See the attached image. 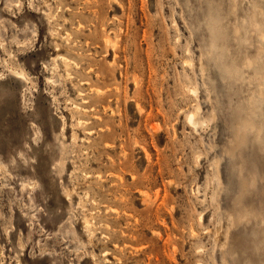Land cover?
<instances>
[{"label":"rangeland","instance_id":"obj_1","mask_svg":"<svg viewBox=\"0 0 264 264\" xmlns=\"http://www.w3.org/2000/svg\"><path fill=\"white\" fill-rule=\"evenodd\" d=\"M263 42L264 0H0V264H264Z\"/></svg>","mask_w":264,"mask_h":264},{"label":"bare ground","instance_id":"obj_2","mask_svg":"<svg viewBox=\"0 0 264 264\" xmlns=\"http://www.w3.org/2000/svg\"><path fill=\"white\" fill-rule=\"evenodd\" d=\"M259 31V30H258ZM260 32V31H259ZM260 38V37H259ZM264 43V42H263ZM213 45V44H212ZM210 46V48H212L213 46ZM115 46V45H114ZM211 52V51H210ZM210 54V53H209ZM259 60V59H258ZM261 60V59H260ZM259 62V61H258ZM245 63V62H244ZM243 63V64H244ZM254 64H255V61H251V60H249L248 61V66H250V65H252V66H254ZM257 64H259V63H257ZM247 66V65H246ZM252 69V68H251ZM256 69V68H255ZM257 69H259V68H257ZM252 71V70H251ZM255 72H257V71H255ZM262 72L259 70V73H257V74H255V76H257V79H258V81H259V84H258V92H257V96H262L264 93H263V86H264V76L261 74ZM66 74V73H65ZM25 77V76H24ZM19 78H22V76L20 75V77ZM254 103H256V102H254ZM196 113H198L199 114V112H196ZM195 114V113H194ZM191 117V120H190V122H191V124H195V123H197V122H195V121H192V118L194 117H192V115L190 116ZM190 119V118H189ZM188 119V120H189ZM196 120V119H195ZM245 120V119H244ZM197 121V120H196ZM199 121V120H198ZM205 121H203V123H204ZM201 123V122H200ZM202 123V126L204 125ZM198 124V123H197ZM200 125V124H199ZM199 125H197V127L199 126ZM248 126L250 125V124H247ZM195 126H196V124H195ZM201 126V127H202ZM243 127H246V126H244L243 125ZM160 131V130H159ZM18 153V152H17ZM215 183V182H214ZM220 185V184H219ZM146 194H144V196H145ZM148 197V196H147ZM86 224H87V222H86ZM88 227V226H87ZM120 262V261H119Z\"/></svg>","mask_w":264,"mask_h":264}]
</instances>
